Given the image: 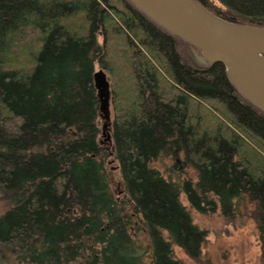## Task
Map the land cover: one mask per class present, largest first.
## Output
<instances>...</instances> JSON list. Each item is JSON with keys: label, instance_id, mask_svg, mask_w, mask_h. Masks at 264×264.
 I'll use <instances>...</instances> for the list:
<instances>
[{"label": "trees", "instance_id": "trees-1", "mask_svg": "<svg viewBox=\"0 0 264 264\" xmlns=\"http://www.w3.org/2000/svg\"><path fill=\"white\" fill-rule=\"evenodd\" d=\"M196 1L224 20L264 27V0ZM31 43L28 59L8 64ZM182 46L191 48L128 0H0V196L9 205L0 242L21 264H143L128 204L154 264H181L171 243L198 259L206 234L179 189L198 211L219 203L224 215L233 198L249 196L264 252V113L222 64H188ZM94 62L109 75L122 201L96 142ZM162 156H182L197 181L175 191L150 166Z\"/></svg>", "mask_w": 264, "mask_h": 264}, {"label": "rangeland", "instance_id": "rangeland-1", "mask_svg": "<svg viewBox=\"0 0 264 264\" xmlns=\"http://www.w3.org/2000/svg\"><path fill=\"white\" fill-rule=\"evenodd\" d=\"M97 41L99 44H102L103 38L100 34L97 35ZM31 48H33L32 43L28 45V49L27 47L22 49L21 56H18L19 60L15 57L11 58L8 64L14 66L12 61L22 63L28 59L26 56ZM190 51L191 49L189 50L185 46H182V49H180L184 61L188 64L195 65L193 64L194 58ZM118 57L121 58V56ZM99 67V64L94 62V70H97ZM107 76L109 78L108 74ZM167 80L169 81V79ZM209 104V102L203 101V105ZM100 122L101 120L99 119V127L101 126ZM99 139L104 140V137L99 134ZM104 146L109 147L110 145L104 144ZM100 160L102 161L104 172L107 173L108 180L110 181V188L114 193V199L116 201H122V199H125V194L124 192H120L123 189L121 186H118L120 176L115 159L112 155H109L104 159L100 158ZM243 161L241 162L246 165L245 161ZM183 162L182 156L180 159L162 156L153 160L150 166L157 169L162 178L168 184H171L173 188H179L183 182L188 180L192 183L197 181L195 168L192 165H185ZM176 195L178 196L180 204L190 213L192 223L198 229L204 230L206 236L205 240L201 243L198 259L192 258L184 247L171 243L170 247L174 259L178 260L181 264H264V252L259 241L257 224L253 218L257 206L256 202L249 196L233 198L231 214L224 215L215 196H212V199L217 203L215 210L201 212L192 206L184 190L179 189V191H176ZM8 211L9 205L0 196V220L4 219ZM126 211L131 216L132 220L130 221H133V225L129 227L131 236L140 247L148 251L144 252L142 263L154 264L149 235L140 221L141 217L140 220L139 216L136 217L133 204H128ZM163 235L166 241H170L167 238L166 232H163ZM0 264H21L14 255L13 248L2 242H0Z\"/></svg>", "mask_w": 264, "mask_h": 264}, {"label": "water", "instance_id": "water-1", "mask_svg": "<svg viewBox=\"0 0 264 264\" xmlns=\"http://www.w3.org/2000/svg\"><path fill=\"white\" fill-rule=\"evenodd\" d=\"M128 1L163 29L188 43L198 62L222 64L237 92L264 113V27L224 20L196 0ZM93 80L100 115L108 121L107 75L97 70Z\"/></svg>", "mask_w": 264, "mask_h": 264}, {"label": "flooded vegetation", "instance_id": "flooded-vegetation-1", "mask_svg": "<svg viewBox=\"0 0 264 264\" xmlns=\"http://www.w3.org/2000/svg\"><path fill=\"white\" fill-rule=\"evenodd\" d=\"M190 49H191V52H192V56L194 58L193 64L197 65L199 63L198 65L201 64L202 66H205V65L210 64V63L202 64V63L198 62V60L194 56L193 48L191 47ZM100 69L103 70L104 73L106 74L105 70L103 68H101V67H99L97 70H100ZM97 70H94V72L97 71ZM107 79H108V76H107ZM108 81H109V79H108ZM109 87H110V81H109ZM111 97H112V93H111V90H110V99H109V111H110V114H109V120L106 121L100 115L101 114V112H100V102H99V99L97 97V90H96V103H97V114H98V124L96 126V128H97V130H96V142L99 144V146L103 147L107 151V156L112 155V150H113L112 140H111V127H112L111 126L112 125V113H111V111H112V109H111L112 108V106H111V99L112 98ZM99 119L101 120V122H100L101 123V126L100 127H99ZM99 134H101L104 137V140L99 139ZM104 144H109L110 146L107 147V146H104ZM118 186H121V183H119ZM120 192L123 193V190L120 191Z\"/></svg>", "mask_w": 264, "mask_h": 264}]
</instances>
